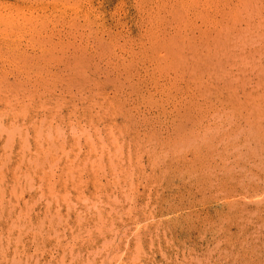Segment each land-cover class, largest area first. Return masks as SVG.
<instances>
[{
  "label": "rangeland",
  "instance_id": "obj_1",
  "mask_svg": "<svg viewBox=\"0 0 264 264\" xmlns=\"http://www.w3.org/2000/svg\"><path fill=\"white\" fill-rule=\"evenodd\" d=\"M0 264H264V0H0Z\"/></svg>",
  "mask_w": 264,
  "mask_h": 264
}]
</instances>
